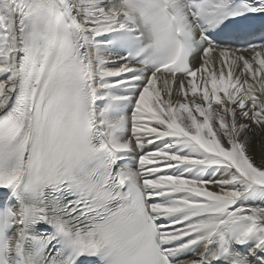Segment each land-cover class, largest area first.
Instances as JSON below:
<instances>
[{
  "label": "snow or ice",
  "instance_id": "snow-or-ice-1",
  "mask_svg": "<svg viewBox=\"0 0 264 264\" xmlns=\"http://www.w3.org/2000/svg\"><path fill=\"white\" fill-rule=\"evenodd\" d=\"M0 264H264V0H0Z\"/></svg>",
  "mask_w": 264,
  "mask_h": 264
}]
</instances>
